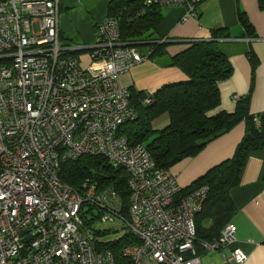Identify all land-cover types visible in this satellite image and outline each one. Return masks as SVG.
I'll list each match as a JSON object with an SVG mask.
<instances>
[{
    "label": "built area",
    "instance_id": "1",
    "mask_svg": "<svg viewBox=\"0 0 264 264\" xmlns=\"http://www.w3.org/2000/svg\"><path fill=\"white\" fill-rule=\"evenodd\" d=\"M201 1L147 4L184 6L186 21ZM67 2L81 0H0V264H114L109 251L94 247L86 207L100 224L119 221L135 239L123 249L130 264H200L195 216L207 188L179 198L175 177L157 169L144 146L117 136L137 119L119 78L149 60L154 46L121 41L108 16L92 44L67 43L59 28ZM153 103V94L142 101ZM82 156L126 171L127 205L111 186L86 179L72 189L59 181L61 164ZM235 235L229 223L200 247L228 249ZM246 260L241 250L230 252L233 264Z\"/></svg>",
    "mask_w": 264,
    "mask_h": 264
},
{
    "label": "trees",
    "instance_id": "2",
    "mask_svg": "<svg viewBox=\"0 0 264 264\" xmlns=\"http://www.w3.org/2000/svg\"><path fill=\"white\" fill-rule=\"evenodd\" d=\"M149 1L152 0L109 2L106 16L117 20L121 41H151L152 32L160 23L161 11L158 5L147 4ZM259 6L264 9V0H259ZM240 23L247 30L250 29L245 17H240ZM223 38H227V35L219 32L212 35L213 40ZM153 46L154 52L150 58L161 49L158 44ZM215 46L216 42L193 43L175 56L172 66L178 67L187 80L160 88L153 94L154 103L150 107L142 105L147 94L135 95L129 91L137 119L123 124L117 131V136L126 138L130 146H144L157 169L167 170L173 175L174 167L185 160L193 159L210 142L228 133L239 123H245V136L233 157L209 169L188 187L182 188L179 194L181 198L201 187L207 188L202 209L195 216L197 254L200 251L206 253L200 247L201 242L215 241L230 223L236 212L229 197L230 191L239 185L248 155L264 148V114L258 117L249 114L247 96L236 101L233 113L212 115V111L220 104L219 84L228 80L232 74L226 57ZM162 115L168 116V126L160 131H153L152 122ZM255 120L259 122V126L255 125ZM58 179L72 189H79L86 179L101 187L111 186L127 205L129 191L126 171L113 168L101 156H82L62 163ZM86 208L84 215L89 213L92 218L86 221L84 217V221L93 236L96 251H109L114 264H130L123 256V249L135 244V239L127 232L118 241L101 242L100 238L109 232L94 230L98 217L94 208Z\"/></svg>",
    "mask_w": 264,
    "mask_h": 264
},
{
    "label": "crops",
    "instance_id": "3",
    "mask_svg": "<svg viewBox=\"0 0 264 264\" xmlns=\"http://www.w3.org/2000/svg\"><path fill=\"white\" fill-rule=\"evenodd\" d=\"M110 1L81 0L79 7L67 2L59 15L61 36L76 34L81 43L73 44H92L95 28L106 16ZM160 11V23L149 42L150 46L160 45V52L123 74L119 78L121 87L135 95L154 94L166 85L184 82L186 75L172 66V59L193 43L216 42L215 47L226 57L232 74L219 84L220 104L212 115L233 113L236 101L244 96L249 98V114L263 115L264 9L259 0H202L186 21L182 20L186 14L184 6H163ZM241 16L250 29L242 26ZM216 32L227 38L213 40ZM168 123V116L162 115L151 125L154 131H160ZM244 136L245 123L241 122L210 142L196 157L174 167L172 173L177 183L186 188L212 167L233 157ZM229 197L236 209L230 221L236 227V241L228 249L200 251V264H233L230 252L234 249L247 256L243 264H264V148L248 155L239 185L230 191Z\"/></svg>",
    "mask_w": 264,
    "mask_h": 264
},
{
    "label": "rangeland",
    "instance_id": "4",
    "mask_svg": "<svg viewBox=\"0 0 264 264\" xmlns=\"http://www.w3.org/2000/svg\"><path fill=\"white\" fill-rule=\"evenodd\" d=\"M80 5L82 4L77 3L78 7ZM62 39L70 44L71 43H81L80 38H77L76 34L62 37ZM151 129L153 130L152 125H151ZM94 230L98 232H109L105 237L100 238L101 242L103 243H112V242L118 241L119 239H121L127 234V231L123 229L122 224L119 221L116 222L114 225H102L96 221L94 224Z\"/></svg>",
    "mask_w": 264,
    "mask_h": 264
}]
</instances>
